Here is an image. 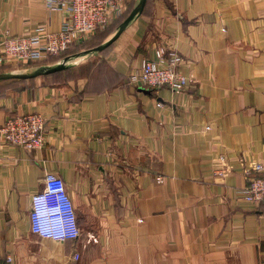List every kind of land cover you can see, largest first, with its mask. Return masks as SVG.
Returning a JSON list of instances; mask_svg holds the SVG:
<instances>
[{"label":"crops","instance_id":"obj_1","mask_svg":"<svg viewBox=\"0 0 264 264\" xmlns=\"http://www.w3.org/2000/svg\"><path fill=\"white\" fill-rule=\"evenodd\" d=\"M64 19L43 0H0V42L56 33ZM161 49L184 58L185 91L128 81ZM88 50L0 90V123L42 115L46 143L0 150V264H264V203L243 200L239 165L264 163V0H148L110 47ZM221 156L234 169L225 178ZM49 172L76 208L73 242L31 231Z\"/></svg>","mask_w":264,"mask_h":264},{"label":"built area","instance_id":"obj_2","mask_svg":"<svg viewBox=\"0 0 264 264\" xmlns=\"http://www.w3.org/2000/svg\"><path fill=\"white\" fill-rule=\"evenodd\" d=\"M48 9L65 14L56 33L38 31L29 37L6 36L0 42V67L20 65L41 66L52 58H61L73 48L89 42L97 32L107 29L125 16L127 0H43ZM157 60H145L138 70L128 75L131 84L150 88H168L183 92L190 79L182 72L184 58L176 51L156 52ZM65 59V58H64ZM63 60V59H62ZM60 60V62L62 61ZM45 118L39 114L15 116L0 123V150L12 145L26 151H40L45 147ZM246 185L243 200L250 205L264 203V163L240 159ZM233 166L221 156L216 162V173L225 178ZM158 183L163 179L158 178ZM31 231L42 239L55 242H73L80 235L78 216L64 180L49 172L42 191L32 195L30 210ZM80 256L74 254L73 260ZM12 258L8 257L7 262Z\"/></svg>","mask_w":264,"mask_h":264},{"label":"water","instance_id":"obj_3","mask_svg":"<svg viewBox=\"0 0 264 264\" xmlns=\"http://www.w3.org/2000/svg\"><path fill=\"white\" fill-rule=\"evenodd\" d=\"M148 0H138V4L136 7L131 11V13L126 17V19L118 26L116 29L114 35L104 44L100 45L99 47L90 49L88 51H85L81 54V56H87L91 54H97L101 53L104 50H106L108 47H110L127 29V27L130 25V23L142 15L145 6L147 4ZM80 56V55H77ZM76 56L72 57H66L63 59L61 62L48 66V67H41L38 69H34L32 71H29L27 73H18V74H13V73H5V74H0V82L2 81H8V80H22V81H27V80H34L38 77L41 76H51L56 73L62 72L66 69H68L69 65L68 63L75 58Z\"/></svg>","mask_w":264,"mask_h":264},{"label":"rangeland","instance_id":"obj_4","mask_svg":"<svg viewBox=\"0 0 264 264\" xmlns=\"http://www.w3.org/2000/svg\"><path fill=\"white\" fill-rule=\"evenodd\" d=\"M130 13L126 14L125 15V18L129 15ZM124 18V19H125ZM121 23H119L117 25V27H114V26H111L107 29H104L102 31H99L95 34V36L92 38V40L88 43H85L84 45L85 46H82L80 47L79 50L75 51L74 54H77L79 52H81L84 48L86 50L91 49V48H94L96 46H99V44L104 40L106 39V36L108 34H110L112 32V30H116L118 28V26L120 25ZM110 36V35H109ZM108 36V37H109ZM107 37V38H108ZM104 42V41H103ZM29 67L28 66H20V65H7V66H2L0 67V74H5V73H13V74H18V73H24V72H29L28 69ZM10 83L9 82H0V87H4L6 85H9ZM1 89V88H0Z\"/></svg>","mask_w":264,"mask_h":264},{"label":"trees","instance_id":"obj_5","mask_svg":"<svg viewBox=\"0 0 264 264\" xmlns=\"http://www.w3.org/2000/svg\"><path fill=\"white\" fill-rule=\"evenodd\" d=\"M125 16L124 17H122L118 22H116L114 25H112V26H114V27H117V25L119 24V23H122L125 19ZM116 31V30H115ZM114 30H112V32H115ZM112 32L110 33V34H112ZM110 34H108L107 36H106V38L110 35ZM92 40V39H91ZM90 40V41H91ZM105 40V39H104ZM89 41V42H90ZM88 42V43H89ZM103 42V41H102ZM102 42L99 44V46L102 44ZM83 46H85V45H83ZM99 46H96V47H99ZM96 47H94V48H96ZM80 49V47H77V48H73L72 50H70L68 53H66L63 57H61V58H52V59H50V61H49V63L51 62V63H53V62H57V61H60V60H62V59H64V58H66V57H68L69 55H72V54H74V52L75 51H77V50H79ZM89 49V48H88ZM91 49H93V48H91ZM53 76V75H52ZM3 82H9L10 84L9 85H6V86H4V87H1V89L0 90H7V88L8 87H13V86H16V85H19V84H21V83H23V81L22 80H8V81H3ZM13 117H15V116H13Z\"/></svg>","mask_w":264,"mask_h":264}]
</instances>
